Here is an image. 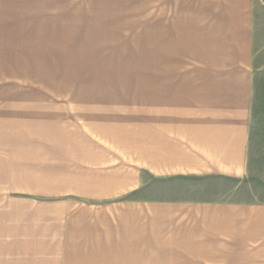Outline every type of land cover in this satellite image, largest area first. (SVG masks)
I'll return each mask as SVG.
<instances>
[{"label": "crops", "instance_id": "crops-1", "mask_svg": "<svg viewBox=\"0 0 264 264\" xmlns=\"http://www.w3.org/2000/svg\"><path fill=\"white\" fill-rule=\"evenodd\" d=\"M78 1L0 0V264H264V201L164 181L247 174L260 0H167L148 58L86 63Z\"/></svg>", "mask_w": 264, "mask_h": 264}, {"label": "rangeland", "instance_id": "rangeland-1", "mask_svg": "<svg viewBox=\"0 0 264 264\" xmlns=\"http://www.w3.org/2000/svg\"><path fill=\"white\" fill-rule=\"evenodd\" d=\"M167 0H79V48L80 63L94 58L112 59L119 43L137 42L142 48L140 56L149 57L150 28L164 24L161 8ZM173 2V0H172ZM258 12L259 40L256 42V59L253 68L252 112L250 119V147L247 174L241 178L207 177L196 179H165L176 196H197L199 187L206 185L210 197L231 200L264 201V0H260ZM152 4L154 11H152ZM173 5V4H172ZM160 15V16H159ZM94 31L95 34L91 32ZM106 47H109L107 50ZM91 50V51H90ZM103 54L99 55L97 52ZM136 50L128 51L135 53ZM138 51V50H137ZM89 52V53H88ZM89 55H88V54ZM117 53V52H116ZM92 56V58H93ZM135 66L83 65L79 66L80 89L123 90L127 92L134 82L122 79L125 73L134 72ZM149 70V66H138ZM139 73V72H138ZM144 85L145 83H138ZM137 88V87H136ZM135 90V89H132ZM205 183V184H204ZM177 190V191H176Z\"/></svg>", "mask_w": 264, "mask_h": 264}]
</instances>
